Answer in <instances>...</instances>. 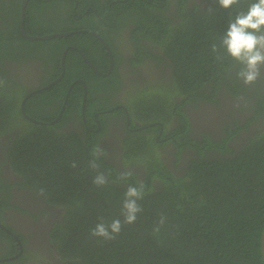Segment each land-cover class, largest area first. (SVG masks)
I'll list each match as a JSON object with an SVG mask.
<instances>
[{"label": "trees", "instance_id": "1", "mask_svg": "<svg viewBox=\"0 0 264 264\" xmlns=\"http://www.w3.org/2000/svg\"><path fill=\"white\" fill-rule=\"evenodd\" d=\"M63 1V13H66L64 22L69 20L79 25L80 20L90 19L95 23L103 24L106 21V24H115L112 29L125 26L124 46L132 52L135 48L130 45L137 46L140 50L137 56L145 54L155 60L159 59L151 45L156 43L172 60L174 71L169 79L144 83L134 90L133 94H148L139 104L134 107L131 105L128 92L121 98L133 112L146 116L145 124L161 119L164 121L165 116L168 120L171 119L168 116L171 108V97H168L171 94L172 97H181L179 103L184 105L195 103L202 94V97L217 103L219 100L214 97L224 85L231 93L240 92L242 84L238 86L235 80L238 79L237 72L241 66L227 56L223 48H220L219 54L224 58L217 60L218 53L212 51V45L220 44L229 21L238 12L247 11L252 0H241L239 5L227 10L221 8L217 0H206V3L193 7L191 0H119L113 3L112 0H49L59 4ZM49 2L40 0L29 5L24 27L30 35L70 31L68 29L71 28L53 29L52 24L41 28L46 31L34 29L41 25V21L34 16L35 10L40 14L47 12L53 6ZM119 12L125 15L124 19H119ZM78 16H81L79 21L75 18ZM101 17L103 21H99ZM178 19H183V22ZM108 24L106 27L111 28ZM47 27L51 29L47 30ZM86 27L104 34L103 29L94 23H89ZM17 32V47L24 46L32 52H37L38 46L46 45L48 41L67 44L68 41L77 43L78 37L95 38L90 32L83 31L62 38L32 41L20 34L19 25ZM120 36L121 32L119 40L122 45L124 40ZM142 39L150 41V45L142 44ZM106 41L110 49L117 53L118 47H114L111 37H106ZM98 44L101 47L98 61L101 62L95 58L94 60L97 66L104 67V62H108L109 57L102 44ZM73 72L71 69L70 73ZM80 73L84 71L81 70ZM87 73L91 74V69ZM112 74L107 78L96 74L93 76L94 91L104 94L87 102L86 109L89 113H94L101 105L98 99L105 101L102 105L112 107L109 89H114L120 83L115 71ZM66 79L72 80L68 77ZM229 80L234 84L228 83ZM173 83L177 88L175 95L171 93L163 98L153 95L161 88L170 91ZM207 83L211 84L212 90L209 92L205 86ZM130 90V95H133V90ZM26 92V86H21L17 88L16 95L20 97ZM243 94L244 97L247 95L245 90ZM62 95L64 97L65 92ZM256 95L258 110L254 118L264 112V101L259 94ZM246 97L251 103L249 95ZM48 99L46 91H43L29 98L27 104L42 105L46 102L48 105L51 103V99ZM63 101L64 99L60 101V108ZM71 102L76 104L69 106ZM11 104L1 95L0 128L15 116L14 112L22 114L19 107L14 105L11 108ZM30 110L32 108H27L26 111L33 118L46 122L53 121L59 112V108L53 106L52 110L43 114L48 115L43 118L39 117L40 113ZM80 110L81 104L70 98L64 117L56 124L38 125L29 122L31 128L26 129V133L22 131L17 135L10 153L18 162H15L13 170L21 174L25 184L43 192L49 201L61 197H64L63 201L68 200L65 202L66 214L62 223L56 224L52 231L51 239L54 244L48 247V252L52 253L50 247H54L62 259L67 261L66 264L70 260L77 264H263L261 235L264 229V127L257 128L256 133L250 134L247 142L241 148L239 145L236 150L229 141L238 136V131L243 126H238L237 130L227 126L226 136H215L214 140L206 135L202 140L203 148L199 149L200 153L206 147H215L220 151V156H213L211 160H193L188 173L182 177L176 176L161 161L152 159L151 156L157 154L154 148L160 145L154 137L142 133L128 136L122 139L120 156L124 165L119 172L114 166L105 167L101 163H97L99 167L96 169L89 165H78L90 148L87 144L89 141L85 145L78 134L63 132L61 127L66 123L68 113ZM119 110L123 112V109ZM177 113L181 116V123L174 132L177 136L182 134L183 138L178 143L175 142L177 146L187 145V142L195 141L189 135V117L179 107ZM25 151H28V155L33 154L34 158L24 157ZM73 163L76 167H72ZM139 165L144 168L145 173ZM126 172L132 174L121 178V174ZM98 173H103L107 179L104 186L93 184V178ZM138 174L142 177L136 176ZM1 176L0 166V190L2 187L12 186V183L3 180ZM157 180L160 184L155 182ZM123 181L127 182L126 186L120 184ZM140 183L144 184L145 191L143 199L138 201L142 212L137 215L134 223L125 224L122 215L125 192L130 185L139 186ZM9 197L10 193L0 195V214L2 209L12 205ZM161 216L166 217L165 222L159 226V232H154ZM114 219L122 222L121 232L114 240L108 241L91 235L92 229L101 220L111 223ZM2 220L0 217V221Z\"/></svg>", "mask_w": 264, "mask_h": 264}, {"label": "flooded vegetation", "instance_id": "2", "mask_svg": "<svg viewBox=\"0 0 264 264\" xmlns=\"http://www.w3.org/2000/svg\"><path fill=\"white\" fill-rule=\"evenodd\" d=\"M38 1L40 0H28L25 15L29 5L31 3L34 5ZM44 1L49 2V0ZM117 1L119 0H112L111 3ZM22 3V0H0V81H3L2 86H0V94L6 98L9 104L14 102V104H11V108L15 105L17 106L16 108H20L22 113L19 115L14 112L15 116H12V119L4 123L3 127L0 128L1 178L12 183V186L8 188L2 187L0 190V195L10 193L9 202L12 204L2 209L0 214V217L3 219L0 221V264L67 263L54 247H50L53 250L52 253L48 252V247L54 244L51 239V234L56 228L54 226L62 223L66 214L65 202H68V200L65 199L63 201L62 199L64 197H61V199L53 198V200L49 201V198L43 192L25 184L21 174L13 170V166L18 163L10 155L14 140L17 139V135L22 133V131L26 133V129L31 128L29 123L31 121L23 114L25 112L32 117L26 111L27 108H32L30 110L31 112H35L36 114L40 113L39 117L43 118L48 116L43 114L52 110L53 106L59 108L58 116L56 117L59 118L57 121L59 122L64 117L63 114L69 99L72 98L78 101L81 104L80 112L68 113L66 115V123L61 127L63 132H75L78 134L85 145L89 141L87 144L90 145V148L81 157L78 165H89V161L93 159L95 150L99 147L104 149L107 154L100 156L96 162L104 166L107 165L108 167L114 166L119 172L123 170L124 165L120 156L122 139L128 136L142 133L154 137L160 145L154 148L157 154L152 155V159L161 161L176 176L182 177L185 173H188L190 164L194 162L193 160H211L213 156H220V151L216 150L215 147L210 148L205 146L206 148L204 149L206 150L204 152L202 151V154L200 153L199 149L203 148L201 143L206 135L211 140H214L215 136H226L225 131L227 126L232 130H237L238 126H243L238 131V136L232 137L231 141H229V144L231 143L236 150L239 145V148H241L249 137L256 133L257 128L263 129L264 112L257 115L256 118H254V115L258 110L256 104L258 98L256 94H259L260 98L264 101V66L260 68V76L253 84L246 85L241 79L235 80L238 86L242 84L238 94L231 93L226 85L221 86L214 97L219 100L217 103L208 100L206 97H202V94L195 103L181 105L179 103L181 97L178 95L173 97L169 95L168 98L171 97L169 101L171 108L168 111V116H171V119L168 120L165 116L164 121L161 119L150 124H145L144 118L146 116L141 115V113L134 114L130 107H128V103L121 98L125 97L127 92L130 94V89L133 90V94L135 92L134 90L144 83L162 81L163 79H169L171 77L174 71L173 62L158 47V44L151 43L154 49L153 52L159 59L155 60L154 57L145 54L137 56L136 54L140 51L137 46L130 45V47L135 48L133 52L124 46L126 45L125 26L112 29L115 24H108L107 22L108 26L111 27L107 28L106 21L101 24L95 23L90 19L80 20L81 16L75 17L78 21L80 20L79 25L69 20L64 22L66 13H63V1L60 4L57 2H49L53 6L42 14L34 8L36 12L34 16L41 21L40 27H34V29L36 31H46L41 28L52 24L53 29L60 30V27L71 28L68 30L74 31L75 34L81 33L79 31L95 32L103 38L108 46L106 37H111L114 47H118L116 50L117 53L110 49L113 61L111 62L109 58L108 62H104V67L96 65L94 58L97 61L100 59L99 52H101V47L98 42L102 44V41L92 33V36H95L94 39L78 37L76 39L77 43L68 41L67 44L66 42L62 44L60 42L46 45L40 44L38 46L39 50L32 52L24 46L17 47L19 43V37H16L19 34L17 32L18 25L20 34L25 37L21 30ZM203 3H206V0H191L192 7L199 6ZM76 6H78V3ZM84 13L86 14V12ZM118 15L119 19L125 18L122 12H119ZM98 16L100 17V15ZM113 20L117 23V19L114 18ZM99 21H103V18L101 17ZM178 21L183 22V19H178ZM89 23H94L97 27L103 29L104 34L96 29L86 27ZM23 29L25 33L30 34L28 30H25V27ZM49 29L51 28L47 27V30ZM52 32L47 34H52ZM120 32V39L124 40V44L122 45L119 40ZM141 43L149 44L150 41L142 39ZM149 45L148 48H150ZM102 47L108 54L107 48L103 44ZM84 56L89 59L94 65V68L99 70L102 75L94 71ZM136 58L139 60H136ZM71 69L74 70L73 73H70ZM89 69H91L92 75L87 73ZM81 70L84 73H80ZM114 71L115 76L117 75L120 79V83L114 89H109L112 107L102 105V102L105 101L102 100L101 102L98 99L101 105L96 108L97 111L89 113L86 109L87 102H91L92 99L104 94L103 92L94 91L93 76L96 74L100 77L107 78L113 75L112 72ZM66 77L72 78V80H67ZM55 80L57 81L55 84L47 87L48 84ZM228 83L231 85L234 84L230 80ZM210 85V83L205 85L208 92L212 90L210 89ZM21 86L22 88L26 86L27 92L17 98L16 91ZM44 87L45 89H42ZM90 88H92L91 92ZM36 90L38 91L34 92ZM244 90L249 95V99L252 101L251 103L246 100L247 95L245 97L243 96L245 95L243 94ZM43 91H46V95L49 96L48 100L51 99L50 104L46 105V102L42 105L35 103L27 104L29 98ZM64 92L65 95L63 97L62 94ZM29 93H32V95L22 107V102ZM255 98L256 101L254 100ZM62 99L64 101L60 108V101ZM65 104L66 106H64ZM74 104L76 103L71 102L69 106ZM178 107L181 111H185L189 117L188 121L191 127L189 135L195 139V141L187 142L188 144H185L186 146L183 144L182 146H177L178 140H181L183 136L182 134L177 136L174 132L176 127L181 123V116L177 113ZM119 109H123V112ZM51 122L49 121L48 124ZM153 124L156 126L153 127L154 129H150ZM72 148L76 151L75 147ZM226 152L230 153L228 151ZM24 157L34 158L33 154L28 155V151H25ZM142 172L145 173L144 168ZM140 177L142 176L140 175ZM155 182L160 184L159 180ZM120 184L126 186L127 182L123 181ZM68 264L77 263L70 260Z\"/></svg>", "mask_w": 264, "mask_h": 264}, {"label": "clouds", "instance_id": "3", "mask_svg": "<svg viewBox=\"0 0 264 264\" xmlns=\"http://www.w3.org/2000/svg\"><path fill=\"white\" fill-rule=\"evenodd\" d=\"M217 2L221 8L227 10L239 5L241 0H217ZM220 48H223L227 56L241 66L237 72L238 79H241L246 85L256 82L260 76V68L264 66V0H252L248 5L247 11L238 12L235 18L229 21L226 31L220 38V44L212 45V51L218 53L217 60H223L224 58L223 55L219 54ZM2 84L3 81H0V86ZM40 121L44 122V124L49 123L43 120ZM155 126L153 124L150 129ZM106 154L104 149L98 147L94 152L93 159L89 161V167L92 169L98 168L99 165L96 160ZM72 167H76V164L73 163ZM131 174V172L123 173L121 178ZM106 183L107 179L103 173H98L93 178V184L97 186H104ZM144 195L143 183H140L139 186L130 185L127 188L122 204L123 223L132 224L136 221L137 215L142 212L138 201L143 199ZM165 219L166 217L161 216L158 226L153 229L154 232L160 231L159 226L164 224ZM121 229L122 222L120 219H114L111 223H105L101 220L92 229L91 235L111 241L116 238Z\"/></svg>", "mask_w": 264, "mask_h": 264}, {"label": "water", "instance_id": "4", "mask_svg": "<svg viewBox=\"0 0 264 264\" xmlns=\"http://www.w3.org/2000/svg\"><path fill=\"white\" fill-rule=\"evenodd\" d=\"M22 18H21V30L24 34V36L29 39V40H38V41H41V40H50L51 38H62V37H66V36H69V35H72V34H75L74 31H68V32H55V33H52V34H46V35H30V34H27L24 32V20H25V9H26V5H27V2L28 0H22ZM79 32H83V31H79ZM92 34H94L96 37L100 38L101 41H102V44L107 48V51H108V54H109V58H110V61L112 62L113 61V56H112V53H111V50L109 48V46L106 44V42L103 40V38L95 33V32H90ZM85 60L92 66V68L94 69V71L100 75H102V73L97 70L96 68H94V65L89 61V59L84 56ZM106 75V74H105ZM63 76V74H62ZM57 81H53L51 82L50 84L47 85V87L51 86L52 84H55ZM46 87V88H47ZM42 89H45L42 88ZM38 90L34 91V92H37ZM32 95V93H29L25 96L24 98V101L22 102V107L23 105L25 104L26 100ZM66 106V104L64 105ZM84 108V106H83ZM24 116L31 122L33 123H38V124H44V122L40 121V120H37V119H34L32 117H30L27 113L23 112ZM62 114V113H61ZM59 120V118H56L53 122H51L50 124H54L56 123L57 121ZM261 255H262V261H263V264H264V229L262 231V235H261Z\"/></svg>", "mask_w": 264, "mask_h": 264}, {"label": "rangeland", "instance_id": "5", "mask_svg": "<svg viewBox=\"0 0 264 264\" xmlns=\"http://www.w3.org/2000/svg\"><path fill=\"white\" fill-rule=\"evenodd\" d=\"M52 43H55V41H48L46 44H52ZM27 50H30V49L28 48ZM169 89H170V91L166 90L165 88H161V89L155 91L153 93V95L156 96V97H160V98H163L165 95H168V94H171V93H174V95H175V91L177 90V88L175 87L174 83H173V87H170ZM147 96H148L147 93H142V94L135 93L133 95L128 94V97H129L128 100L131 103V105L134 107V105L139 104L140 100L143 97H147ZM171 96H172V94H171ZM17 98H18V96H17ZM134 114L137 115V112L134 111Z\"/></svg>", "mask_w": 264, "mask_h": 264}]
</instances>
